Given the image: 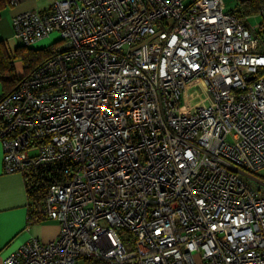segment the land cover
<instances>
[{
  "label": "built area",
  "instance_id": "obj_1",
  "mask_svg": "<svg viewBox=\"0 0 264 264\" xmlns=\"http://www.w3.org/2000/svg\"><path fill=\"white\" fill-rule=\"evenodd\" d=\"M185 1L13 16L17 45H56L0 97L3 170L59 232L2 264H264L260 37L222 0Z\"/></svg>",
  "mask_w": 264,
  "mask_h": 264
},
{
  "label": "crops",
  "instance_id": "obj_2",
  "mask_svg": "<svg viewBox=\"0 0 264 264\" xmlns=\"http://www.w3.org/2000/svg\"><path fill=\"white\" fill-rule=\"evenodd\" d=\"M53 1L54 0H16L15 4L7 5L0 14V40H2L9 49L15 50L17 47L16 42L12 44L11 48L9 47L12 40L16 41L11 24L13 16L31 9H36L39 12H48ZM231 10L241 12L244 19L250 16L245 14L241 6ZM258 13H264V10L262 11L260 9ZM254 28L255 32L260 37V48L264 51L263 24L257 23L254 25ZM55 36L56 35L53 34L43 38L32 46V48L39 49L53 44L56 38ZM51 38L52 40H50ZM20 65L22 68L21 61ZM21 73L22 70L16 74L20 76ZM2 92L1 89L0 97L2 96ZM32 215L31 211H29L23 176L18 172L9 173L3 170L2 148L0 145V264H2V259L6 254L32 238H37L40 241L46 242L57 236L59 224L56 220L41 219L32 222ZM34 216L35 215H33V218ZM75 264L87 263L83 261V258H80L76 260Z\"/></svg>",
  "mask_w": 264,
  "mask_h": 264
},
{
  "label": "trees",
  "instance_id": "obj_3",
  "mask_svg": "<svg viewBox=\"0 0 264 264\" xmlns=\"http://www.w3.org/2000/svg\"><path fill=\"white\" fill-rule=\"evenodd\" d=\"M7 5H9V0H0V14ZM239 5L246 15L257 14L261 8L264 10V0H242ZM55 45L54 43L39 49L17 45L16 49L12 50L0 40V85L3 91L2 96L10 92L21 78L16 74L14 60L18 59L22 62L21 75L27 76L36 66L53 55ZM258 74L264 75V68ZM36 195L37 193H27L28 201L31 197H36ZM38 196L40 197V194ZM34 213H32L35 215L34 218L33 215L31 217L32 222L39 221V217ZM83 261L87 264H106L99 259L91 257L83 258Z\"/></svg>",
  "mask_w": 264,
  "mask_h": 264
},
{
  "label": "rangeland",
  "instance_id": "obj_4",
  "mask_svg": "<svg viewBox=\"0 0 264 264\" xmlns=\"http://www.w3.org/2000/svg\"><path fill=\"white\" fill-rule=\"evenodd\" d=\"M223 1V8L225 10H231V9H234L236 7H239L240 5H238V0H222ZM187 2V0L185 1ZM245 20V23L248 25V26H254L255 24L257 23H261L263 24V29L262 31H264V13H258V14H254V15H250L248 16L247 18L244 19ZM262 28V27H261ZM259 30V29H258ZM54 33L50 34V35H53ZM54 37V36H52ZM16 41H13L11 42V45L9 44V47L11 48L12 47V44H17V39L15 38ZM52 40V38L50 39ZM14 66H15V71L16 73L18 72H21L22 68H21V65H20V60L16 59L14 60ZM1 85H0V90H1Z\"/></svg>",
  "mask_w": 264,
  "mask_h": 264
},
{
  "label": "water",
  "instance_id": "obj_5",
  "mask_svg": "<svg viewBox=\"0 0 264 264\" xmlns=\"http://www.w3.org/2000/svg\"><path fill=\"white\" fill-rule=\"evenodd\" d=\"M253 76H250V78H252Z\"/></svg>",
  "mask_w": 264,
  "mask_h": 264
}]
</instances>
